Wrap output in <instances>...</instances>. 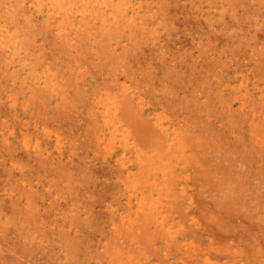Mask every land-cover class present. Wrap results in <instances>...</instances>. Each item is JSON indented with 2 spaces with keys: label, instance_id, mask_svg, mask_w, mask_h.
<instances>
[{
  "label": "rangeland",
  "instance_id": "1",
  "mask_svg": "<svg viewBox=\"0 0 264 264\" xmlns=\"http://www.w3.org/2000/svg\"><path fill=\"white\" fill-rule=\"evenodd\" d=\"M0 264H264V0H0Z\"/></svg>",
  "mask_w": 264,
  "mask_h": 264
}]
</instances>
